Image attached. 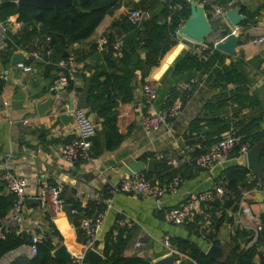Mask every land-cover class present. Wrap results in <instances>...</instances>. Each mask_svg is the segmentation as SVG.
Listing matches in <instances>:
<instances>
[{"label": "crops", "instance_id": "1", "mask_svg": "<svg viewBox=\"0 0 264 264\" xmlns=\"http://www.w3.org/2000/svg\"><path fill=\"white\" fill-rule=\"evenodd\" d=\"M227 1L229 0H195L196 5L203 7L204 15L210 20L218 18L209 15L211 6L225 5ZM232 1L233 5L228 10H234L239 16L237 23L230 25L224 20L223 26L219 28L221 31L225 30L224 34L212 33L202 44L217 50L216 43L230 37L236 39L233 46L234 53L227 55L217 50L224 57L221 64L213 66L220 68L221 65H228L238 58L244 63L249 62L246 67L251 81L247 93L251 95L255 92L260 100V106L239 107L234 103H228L214 110L212 107V110L204 109L205 103L214 105L224 98V95L219 89L212 87L210 68L194 71L189 78L182 77L175 80L176 74L170 72L172 61L182 53L192 50L197 44L177 31L174 46L155 67L149 69L145 76L146 79L157 82L159 87L163 86V81L168 82L164 85L167 91L161 96L157 94L152 108L161 111L173 101H178L180 110L176 117L152 131L144 130L141 119L147 108L140 98V72L137 71L136 78L132 80V99L127 103L118 104L115 108V125L117 131L122 134L118 145L112 150L99 149L100 144L96 143V140H101L98 134L99 123L87 108L85 111L96 125L97 131L92 139V154L89 160L77 162L70 171L59 157V149L73 136L72 109L76 108L78 94L86 92L95 57L105 51L99 48L98 41L106 37L107 32L114 40L121 41L122 34L119 28L109 26L114 21L124 20L129 9L140 6L139 1L121 0L115 10L102 17L88 37L65 47L63 60L73 70L74 77L64 89L54 90L52 95L51 87L59 72L57 61H53L50 65L32 63L30 72H22L12 67L10 63L12 55L17 52L12 51L8 57L2 55L5 43L0 38V71L8 68L6 79L0 80L2 83L0 87V175L8 172L22 177L26 183L27 195L35 194L40 182L47 185L57 184L61 189L57 205L50 204L45 210L38 204L28 208L23 205L19 220L9 225L16 234L22 231L29 236L34 234L39 241L42 234L48 231L49 223L52 222L62 238L57 246L63 244L70 257L79 254L83 243L76 238L72 222L69 224L60 211L63 204L76 203L86 210H94L97 206L105 210L99 235L100 241L108 232L115 233L116 229L122 228L129 235L123 254L149 259L152 264L167 255L173 256L174 264H180L182 260L187 259L185 253L172 247L170 241L173 238L185 239L203 253L209 245L219 247L222 256L214 259L216 261H222L228 255L235 231H237L239 243L247 246L250 229L260 223V215L264 217V191L253 190L255 186L264 185V183L260 184L261 180L264 182V166L260 163L264 140H259L251 146L258 153L260 170L257 172L247 168L245 157L237 159L234 155L223 163L207 168L196 167L192 161L195 155L207 147L208 141L219 138L228 131L241 133L249 128L248 125L253 121V128L264 134V59L258 54L263 46L252 43L253 39L264 36V7L259 9L252 24L241 25L246 20V16L240 11V7H243L247 12H252L261 7L264 0ZM153 2L151 12H157L160 8V0H153ZM7 18L8 35H13L16 39L20 38L22 28L14 26V22L17 21L16 15ZM234 27L237 28L234 34L228 35L229 29ZM39 43L35 38L29 37L20 45L34 49V46ZM93 49L92 58L81 59ZM137 53L141 59L145 57L144 49H139ZM49 59L51 60L50 57ZM46 66L49 67L44 75ZM231 87L227 85L228 89ZM48 97L52 100L48 110L38 114L36 105ZM59 109H63L64 113L71 117L66 123L59 120ZM194 118L215 119V122L208 126L200 122L198 131L188 132L189 122ZM148 159L157 161L153 172H148L151 173V177L160 181L168 180L174 175L180 178L175 192L164 193L156 200L113 190L120 178L134 171L146 172ZM163 165L165 169L161 168ZM231 165L247 168L248 171L244 174L245 182H255L252 188L244 189L248 190V193L243 200V207L247 210L241 213L243 227L235 224L233 210L222 208V198L201 206L192 218L183 224L172 225L166 221L167 209L177 206L189 195L220 183L218 177L221 171ZM7 194H9L7 189L0 181V195ZM5 217L0 222H3ZM118 221H121V224H118ZM164 240H167L173 248L172 254L164 248ZM136 243L138 245H135ZM32 256L29 245H20L4 253L0 257V264H12L17 259ZM253 261L255 264H264V229L257 237Z\"/></svg>", "mask_w": 264, "mask_h": 264}, {"label": "trees", "instance_id": "2", "mask_svg": "<svg viewBox=\"0 0 264 264\" xmlns=\"http://www.w3.org/2000/svg\"><path fill=\"white\" fill-rule=\"evenodd\" d=\"M120 1L72 0L71 4L42 10L12 3L9 0H2L0 2V20H5L15 14L16 20L23 23L21 37L16 39L13 35L10 36L15 44L20 45L22 41H26L29 37L35 38L38 42H41L45 36L49 37L47 45L52 49L50 58L52 62H55L64 58L63 53L67 45L80 42L88 37L102 17L115 10ZM138 1L140 6L145 2L149 5L154 3L153 0ZM159 6L157 12H151L148 18L141 21L137 26L131 25L126 17L124 20L112 22L109 27H118L122 34L119 49L120 56H113L110 44L114 39L107 32L108 45L101 55L95 57L92 74L87 82L86 94L88 112L93 113L99 123L98 134L101 140H96V143L100 144L99 149L112 150L118 145L122 134L117 131L115 125L116 106L127 103L132 99V80L136 78V72H140L139 81L142 83L149 69L155 67L174 46L176 43L175 31L189 14L186 0H160ZM263 7L264 4L252 12H247L243 7H240V11L246 16V20L241 25L252 24L259 9ZM36 24H39V26L36 27ZM139 49L145 50L143 59L137 53ZM12 51L13 46L7 41L2 55L8 57ZM92 52H94V49L81 59L92 58ZM200 55H203L204 58ZM223 57L224 55L210 46L198 54L190 50L174 58L170 72L176 74L175 80L177 81L182 77H191L194 71L209 68L212 70V87L219 89L224 98L214 105L205 103L204 109L214 110L228 103H234L239 107L260 106L258 95L255 92L251 95L247 93L251 81L246 67L249 62L244 63L242 59L238 58L228 65H221L220 68L214 67L213 65L222 63ZM48 67H45L44 75H46ZM181 72L185 74L181 75ZM163 82V86H158L157 90V94H160V96L167 91L164 85L168 82ZM1 84L0 81V87ZM227 85L232 87L228 89ZM213 121L215 122V119L194 118L189 122L188 132L198 131L200 122H204L208 126ZM253 122L251 123L252 126L249 124V128L238 133L249 141L250 146L259 140H264V134L253 128ZM216 139L218 137L208 141L207 146ZM234 154L235 151L232 155ZM260 163L264 166V150L260 154ZM161 168L165 169L166 167L163 165ZM247 171L248 169L241 165H231L221 171L218 179L225 189L221 199L222 208H230L234 211L237 207L240 192L255 186V182H245L244 174ZM145 174L147 177H151V173L145 172ZM263 183L261 180L260 184ZM10 204L11 194L0 195V220L7 214ZM71 207L73 210L72 226L76 238L83 243L82 233L78 227L79 215H90L102 208L97 206L94 210H86V208H80L76 203H72ZM234 234L231 240V249L222 261L207 258L202 251L192 246L185 239L173 238L170 242L174 249L187 255V259L182 260L180 264H255L253 257L257 239L251 245L245 246V244L239 243L237 231ZM128 239L129 235L122 228L116 229L115 233L108 232L102 240L100 264H152L149 259L123 254ZM61 241L60 234L50 222L48 231L44 232L41 239L35 243L33 256L17 259L12 264H66L63 260L56 259L51 254L52 250ZM213 243L216 244L215 241ZM29 244L30 236L26 232L22 231L16 234L8 226L4 229L3 237L0 239V257L20 245ZM83 262L86 263L85 258Z\"/></svg>", "mask_w": 264, "mask_h": 264}, {"label": "built area", "instance_id": "3", "mask_svg": "<svg viewBox=\"0 0 264 264\" xmlns=\"http://www.w3.org/2000/svg\"><path fill=\"white\" fill-rule=\"evenodd\" d=\"M12 3H17V0H9ZM233 1L229 0L225 5L214 4L209 9V15L213 17H223L224 13L231 8ZM149 13L143 9H133L128 11L126 18L131 25L137 26L141 21L148 18ZM8 18L0 20V38L6 43L10 42L13 46V52L20 53L23 57L22 61L12 64V67L21 70L22 72H30L32 70V63H41L43 65L53 64L49 59L52 49L47 45L49 37L45 36L42 41L34 46V49H29L26 45L21 46L15 44L7 33L6 25ZM14 26L18 28L23 27L20 21L14 22ZM39 24H36L38 27ZM236 27L230 28L228 35L234 34ZM177 30L175 31V35ZM253 44L264 46V36H259L252 40ZM120 40H114L110 45L114 57L120 56ZM108 45L106 37H102L98 41L100 49L106 48ZM207 47L202 43L195 44L192 49L195 53H200ZM204 58L203 55H200ZM29 60V62H27ZM59 72L57 73L54 85L51 87L53 90H62L73 79V70L66 65L63 59L56 62ZM8 68L0 71V80H5ZM158 84L155 81L144 78L140 83L139 91L142 104L147 108V111L142 116L141 123L147 132L156 129L161 125H165L168 120L176 117L180 110V103L173 101L164 110H153L152 106L157 97ZM72 118L74 123V132L72 138L64 143L59 149V157L65 163L67 170H72L74 165L79 161H87L91 156V139L95 135L96 125L88 117L85 110L72 109ZM250 143L247 139L243 138L241 134L234 131H228L223 136L211 142L203 151L199 152L193 158V164L199 168H207L216 164L223 163L229 160L235 151V158L242 159L245 157L247 151L250 149ZM0 181L3 183L8 193L11 194V204L8 213L3 222H0V239L3 237L4 229L9 225L19 220L23 210V200L25 198L38 199V205L41 209H46L48 205H57L58 197L61 192L60 186L47 185L44 182L39 183L38 191L33 195L26 194L25 180L8 172H3L0 175ZM180 183L178 176H172L168 180L160 181L155 177H147L145 171H134L129 175L122 177L113 187L114 191L141 195L143 197H150L158 199L164 193H173L176 191ZM253 190L264 191V185L253 187ZM225 193L224 186L221 183L215 184L212 187L196 192L187 196L184 200L175 207H171L165 211V219L172 225H180L192 218L195 211L203 205L209 204L215 199H221ZM248 190H242L238 199L237 207L234 210V222L243 227L241 213L247 210L243 207L244 197L247 195ZM73 213V211H72ZM105 210L94 211L90 215L80 214L78 219V227L83 237V247L79 254L70 257L72 264H86L83 262L84 254L86 251L91 250L101 256L102 241H100V229ZM121 224V221H118ZM264 229V224L258 223L250 229V237L247 246L254 243L259 233ZM38 242L36 235L30 236L29 249L32 254L35 253V243ZM135 245H138L136 243ZM163 246L170 254L174 252L170 243L167 240L163 241ZM133 253V252H131ZM176 263L178 261H175Z\"/></svg>", "mask_w": 264, "mask_h": 264}, {"label": "water", "instance_id": "4", "mask_svg": "<svg viewBox=\"0 0 264 264\" xmlns=\"http://www.w3.org/2000/svg\"><path fill=\"white\" fill-rule=\"evenodd\" d=\"M82 1V0H78ZM72 0H17V4L22 6H29L35 9L49 10L52 8L61 7L67 4H71ZM189 14L184 20L183 24L178 27V33L184 37L193 40L196 43H202L210 34L215 33L217 35L224 34L225 30H220L221 26L224 24V20L230 25H235L239 20V16L235 14V11L230 9L224 13L223 17L214 18L213 20L207 19L203 12L202 6H197L195 0H187ZM134 8L129 9V11ZM236 43L234 37L225 39L223 42L216 43L215 48L227 55H232L234 53L233 46ZM258 54L264 59V46L258 51ZM23 58L20 54H13L11 57V64L18 61H22ZM54 90L50 91V94H54ZM51 97H48L42 103L36 105V110L38 114L45 113L50 104ZM88 108L87 104V94L86 92H80L77 96L76 109L86 110ZM71 119L70 115H66L63 109H59V120L62 123H66ZM246 165L247 168L257 172L260 170L258 163V153L255 151L254 147H250L246 155ZM157 163L155 159H148L146 161V172H153L154 165ZM24 206H33L38 204V199L36 198H25L23 200ZM60 211L64 214L66 221L70 224L72 222V207L70 204H63ZM260 223L264 224V217L260 215ZM53 257L59 260H63L66 264L70 263V254L64 248L63 244L57 246L53 251ZM209 259H219L222 256V251L219 247L215 245H209L204 253ZM86 259V264H100L101 256L91 250L86 251L84 254ZM153 264H174V258L171 255H167L162 259L157 260Z\"/></svg>", "mask_w": 264, "mask_h": 264}, {"label": "rangeland", "instance_id": "5", "mask_svg": "<svg viewBox=\"0 0 264 264\" xmlns=\"http://www.w3.org/2000/svg\"><path fill=\"white\" fill-rule=\"evenodd\" d=\"M137 9H143L146 10L149 14L151 13V5H149L147 2L143 3V5L138 6ZM53 207V206H51ZM52 212V210L50 209V213Z\"/></svg>", "mask_w": 264, "mask_h": 264}]
</instances>
